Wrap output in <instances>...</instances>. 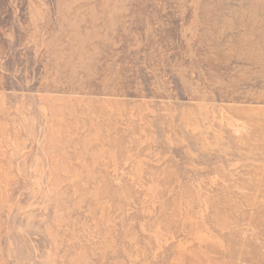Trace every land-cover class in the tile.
Listing matches in <instances>:
<instances>
[{
    "label": "rangeland",
    "instance_id": "rangeland-1",
    "mask_svg": "<svg viewBox=\"0 0 264 264\" xmlns=\"http://www.w3.org/2000/svg\"><path fill=\"white\" fill-rule=\"evenodd\" d=\"M0 264H264V0H0Z\"/></svg>",
    "mask_w": 264,
    "mask_h": 264
}]
</instances>
